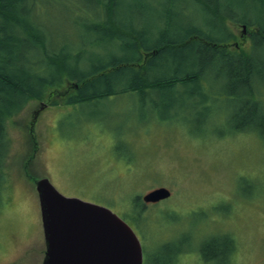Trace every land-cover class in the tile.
Here are the masks:
<instances>
[{"label":"rangeland","instance_id":"obj_1","mask_svg":"<svg viewBox=\"0 0 264 264\" xmlns=\"http://www.w3.org/2000/svg\"><path fill=\"white\" fill-rule=\"evenodd\" d=\"M74 2L34 5L45 29L55 35V44L62 42L65 52L80 51L88 60L96 54L120 56L106 38L88 31L87 17H76L77 11L86 15L95 6ZM180 5L198 21L197 10L186 2ZM226 25L234 35L230 51L247 49L248 32L241 24ZM84 66L85 60L80 64ZM202 86L209 101L189 99L190 88L177 86V106L171 110V94L158 91L147 97L126 92L67 105L65 97L73 87L63 83L7 118L0 264H42L45 245L35 191L39 179H47L66 197L110 209L130 225L124 214L135 212L136 196L160 186L170 189L174 198L146 206L136 223L144 264H158L156 255L169 249H161L165 243L200 256L202 243L214 240L216 255L227 241L225 235L241 243L237 264H264V140L235 131L230 115L237 105L229 101L224 83ZM149 163L155 181L134 178L133 169ZM223 254L215 263L223 262Z\"/></svg>","mask_w":264,"mask_h":264},{"label":"trees","instance_id":"obj_2","mask_svg":"<svg viewBox=\"0 0 264 264\" xmlns=\"http://www.w3.org/2000/svg\"><path fill=\"white\" fill-rule=\"evenodd\" d=\"M57 1L0 0V182L8 153L5 120L18 115L28 101L43 98L48 88L63 83L73 87L65 97L67 105L126 92L147 97L158 91L171 94L167 108L174 110L177 86L190 88L189 99L199 96L205 102L210 98L202 92V83L221 81L229 101L237 105L230 115L235 131L258 134L264 140V102L260 101L264 93V0H82L95 8L86 15L77 11L76 17H87L88 31L106 38L120 53L96 54L89 60L80 51L65 52L62 42L55 44V35L36 14V3L54 5ZM180 2L199 12L198 21L190 18ZM226 22L244 25L247 49L230 51L228 42L234 35ZM83 60L86 69L80 67ZM133 170L134 178L155 181L150 178L155 175L150 163ZM146 206L138 195L133 205L138 214H124L134 228ZM172 219L177 222V217ZM225 239L216 255L214 240L205 241L200 256L189 248L178 249V258L168 264H200L198 259L220 264L215 261L223 251L221 264H237L241 243L230 235Z\"/></svg>","mask_w":264,"mask_h":264},{"label":"water","instance_id":"obj_3","mask_svg":"<svg viewBox=\"0 0 264 264\" xmlns=\"http://www.w3.org/2000/svg\"><path fill=\"white\" fill-rule=\"evenodd\" d=\"M35 191L45 245L42 264H142L137 236L110 209L66 197L47 179L37 180ZM169 195L160 187L143 201L157 203Z\"/></svg>","mask_w":264,"mask_h":264},{"label":"flooded vegetation","instance_id":"obj_4","mask_svg":"<svg viewBox=\"0 0 264 264\" xmlns=\"http://www.w3.org/2000/svg\"><path fill=\"white\" fill-rule=\"evenodd\" d=\"M157 158H160V156H158ZM160 187H162V186H160ZM160 187H157V188H160ZM166 188V187H165ZM154 189H156V188H154ZM154 189H152V190H154ZM169 190V192H170V196H169V198L171 197V191H170V189H168ZM142 197V196H141ZM168 198V199H169ZM142 199V198H141ZM143 201V200H142ZM162 202H165V201H161V203ZM144 203V202H143ZM159 203V202H158ZM158 203H156V204H158ZM144 204H146V205H150V203H144ZM153 204H155V203H153ZM134 230V232L137 234V231H138V229H133ZM151 235H152V233H151ZM140 240V239H139ZM166 244V243H165ZM165 244H163L162 245V248L161 249H163V248H165V249H167V248H169L168 249V251L166 252V253H164V252H160L159 254H157L156 255V258L158 259V256L160 255V258H159V261H158V264H168L170 261H172L173 259H175V258H178V253H177V250L178 249H180V250H182L183 252H185L187 249L186 248H184V247H181V246H179L178 248H176V247H173V248H171V246L169 247V246H165ZM168 244H170V245H172L173 243H168ZM172 246H174V244L172 245ZM170 248H171V250H170ZM164 249V250H165ZM143 251V250H142ZM154 258H152L151 260H153ZM145 261H147L146 259H144L143 258V264L145 263ZM151 261H149L148 262V264L150 263ZM153 264H155V262H153ZM157 264V263H156Z\"/></svg>","mask_w":264,"mask_h":264},{"label":"bare ground","instance_id":"obj_5","mask_svg":"<svg viewBox=\"0 0 264 264\" xmlns=\"http://www.w3.org/2000/svg\"><path fill=\"white\" fill-rule=\"evenodd\" d=\"M57 50L59 49V48H56Z\"/></svg>","mask_w":264,"mask_h":264}]
</instances>
